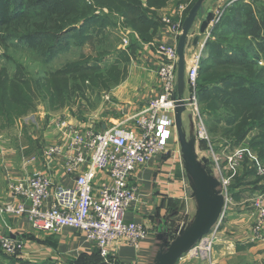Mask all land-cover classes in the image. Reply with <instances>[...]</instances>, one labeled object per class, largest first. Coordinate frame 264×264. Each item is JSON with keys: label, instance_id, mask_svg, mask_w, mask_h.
<instances>
[{"label": "crops", "instance_id": "obj_1", "mask_svg": "<svg viewBox=\"0 0 264 264\" xmlns=\"http://www.w3.org/2000/svg\"><path fill=\"white\" fill-rule=\"evenodd\" d=\"M235 1L238 0H205L204 9L213 13L214 10L222 8L224 13L225 9ZM240 1L244 4L252 2V0ZM166 10L167 6L156 12L158 21L167 13ZM198 19L191 31L192 39L199 34L198 28L202 18ZM177 41L178 39L175 41L171 38L166 27L159 25L150 41L139 42L135 59L128 67L127 78L107 91L109 102L103 100V104L108 107L106 118L111 120L112 125L122 123L158 95L159 83L156 75L158 61L155 46L163 42L176 45ZM202 41L203 36H200L199 43ZM199 45L193 47L190 43V46H186L184 52L186 70L190 61L187 56L190 53L188 47L195 49L196 52L199 50ZM187 89L184 82L182 98L186 97ZM175 96H177L176 89ZM55 119L59 118L49 121L52 120L53 124ZM64 120L77 128L89 127L88 122L77 121L73 124L68 118ZM177 120L178 125L174 114V127L166 154L138 166L130 174L129 184L136 186L138 193L137 201L130 206L125 220L143 225L148 236L141 242L139 250H134L125 241L120 240L115 247L113 264H158L167 255L182 248L185 242L206 225L214 210L220 206L224 192L222 180L228 183L226 191L231 198V205L213 226L214 228L219 224L213 238L210 260L190 259L184 254L173 264H210V262L211 264H264V241L251 240V230L256 220V213L251 207V198L257 190L263 188L259 178L253 171H237L225 161L224 149L221 148L222 144L220 145L223 140L213 143L212 151L210 150L208 144L198 136L195 116L190 106L180 111ZM49 121L44 125L43 134L51 136L50 141L53 142L59 127L55 128L54 124L51 126ZM128 125L132 126L130 123ZM255 135V132H251L249 137ZM248 140L247 137L243 144H248ZM28 153L22 151L20 158L28 157L30 159L27 158V161H29L39 156L37 154L27 156ZM22 162L20 163L19 160L18 163L23 165ZM33 169L42 170L39 164L30 162L26 168L20 169V177L13 178L8 184L5 182L0 194V205L10 200L8 190L10 182L19 180ZM17 171L15 169L10 173L15 174ZM235 172L239 173L235 174ZM104 180H108L107 176L103 173L98 174L95 185ZM63 183L71 185L69 180L64 179ZM0 229L4 235L23 241L24 247L20 257L23 262L44 264L47 257L56 256L73 262L72 264L78 259L76 264H110V260L102 259L98 249L87 242L81 233L72 229L66 228L59 234L37 232L32 230L25 218L5 214H0Z\"/></svg>", "mask_w": 264, "mask_h": 264}, {"label": "built area", "instance_id": "obj_2", "mask_svg": "<svg viewBox=\"0 0 264 264\" xmlns=\"http://www.w3.org/2000/svg\"><path fill=\"white\" fill-rule=\"evenodd\" d=\"M187 10L188 5L182 4L160 18L175 41L181 34ZM211 14L213 17L202 35L203 41L198 42L199 50L192 54L185 73V83L192 91L189 98L175 96L178 61L176 45L158 43L155 46L158 95L122 123L99 131L90 126L77 128L65 120L55 119L53 124L59 127L55 141L46 145L41 155L29 161L39 164L42 170L33 169L19 180L10 182V200L0 205V214L23 217L32 230L37 232L59 234L66 228L75 230L98 249L102 259L112 260V263L115 261V247L120 240L134 250H139L148 232L143 225L125 220L130 206L137 201L138 193L137 187L129 184V177L138 166L166 154L174 127L175 109L179 105L191 107L199 138L208 144L210 150L213 148L202 116L198 113L196 97L203 49L212 29L221 19L223 9H216ZM192 36L189 34L190 42L187 46H190ZM128 40L126 35L122 39V46ZM103 99L109 102L108 94L105 93ZM221 144L224 159L229 165L239 167L247 157L263 187L251 198V207L256 213L251 240L264 241V166L246 144H241L235 151H230L231 145L227 141L223 140ZM100 173L105 174L108 180L95 185ZM64 179L71 181V185H65ZM222 183L224 204L220 217L231 205V198L226 191L228 183L226 180H222ZM218 225L212 227V231L202 237L186 256L190 259L210 260ZM23 247V241L4 235L0 229L2 255L20 259Z\"/></svg>", "mask_w": 264, "mask_h": 264}, {"label": "trees", "instance_id": "obj_3", "mask_svg": "<svg viewBox=\"0 0 264 264\" xmlns=\"http://www.w3.org/2000/svg\"><path fill=\"white\" fill-rule=\"evenodd\" d=\"M170 1L0 0V46L6 48L12 43L40 61L34 79L27 80L20 66H14L11 76L5 68L0 70V117H7L6 122L10 123L9 114L13 111L25 114L33 108L36 97L63 105L83 85L96 91L119 85L126 77L139 42L150 41L162 25L156 12ZM196 1L185 0L190 2L186 15ZM261 4L257 0L249 4L238 0L225 9L206 41L207 56L200 63L196 92L198 102L206 107L204 111L210 118L206 123L208 133L215 134L220 128L224 137L237 145L255 131L249 149L264 164V5ZM96 7L123 17L139 42L131 40L128 54L116 52L113 64L106 70L97 66L101 59L112 54L110 46L103 45L96 52V59H92L95 66H87L91 60L79 59L60 69L48 70L47 66L69 45L82 47L89 35L102 33L108 20L112 24L109 16L93 11ZM211 18L212 14L208 20ZM11 259L27 264L19 258Z\"/></svg>", "mask_w": 264, "mask_h": 264}, {"label": "rangeland", "instance_id": "obj_4", "mask_svg": "<svg viewBox=\"0 0 264 264\" xmlns=\"http://www.w3.org/2000/svg\"><path fill=\"white\" fill-rule=\"evenodd\" d=\"M85 1L88 2V0ZM261 1L262 5H264V0ZM182 4H187L189 8L190 2L185 3V0H171L166 5V12H168L171 8H175ZM94 9L93 11L95 13L101 12L106 16H109V19L112 24H110L108 20L107 24L103 27L102 33L96 35L94 32L92 33V35H89V39L85 42L82 47L78 48L75 47L73 44L69 45V48L66 51L59 53L57 57L47 66L48 70L52 71L60 69L70 63L78 62L79 59L80 62L91 60L90 63L88 62L87 66H95V62L93 60L96 59V52H99L100 48H102L100 47L101 45H103V47L107 46V48H109L110 46V50L112 51V54L107 56L104 60L99 58L101 59V61L97 63V66H99L103 70H106L110 65L113 64L116 52L124 51L128 54V46L130 45L132 39L137 40V35L124 24L125 21L123 17L119 16L118 14L109 13L106 8L96 7ZM95 30H97V28H95ZM126 35L129 39L128 43L125 44V46H122L124 45L122 44V39ZM12 45L13 44L10 43L6 48L0 46V70L5 68L9 76H11L13 73L14 66H20L23 75L25 71V76L27 80H29V78L34 79V76L39 73L40 61L37 62V57L34 56L33 53L22 49V47L18 48ZM188 50L190 51V53H188L187 56L191 59V56L195 52V49H191L188 47ZM203 50L204 51L202 54V59H205L207 53L205 48ZM135 54H133L130 58V63L127 66V74L125 79L128 76V67L135 59ZM259 64L262 65V63ZM125 79L122 82H124ZM187 88V95L185 99L189 98L192 92L189 87ZM109 90L96 91L92 90L90 87H86L85 85H83L82 89L80 88L79 90H76L74 96L70 97L68 101H65L63 105H58L61 103L51 104L50 102H47L40 97H36L34 100L33 108L25 114L19 115V113L15 111L9 114V120H11L10 123L6 122L8 121L7 117H0V194H2L5 182L6 184H8V182L11 181L13 178L17 176L20 177V169L22 167L26 168V166L29 165L30 160H27L30 158H20L22 151H28L29 153L26 154L27 156H30L31 154H37L38 156L40 155L39 153H41L44 146L52 142L50 141L51 136H49L48 134H43L45 127L44 125H47L50 119L53 120L54 118H59L61 120H64V118H68V120L73 124H75L74 122L77 121L85 123L88 122L89 126L94 128L96 131L102 130L108 126H112L111 120L106 118L108 116V107L106 104H103V96ZM196 91H198L197 84ZM197 93L198 92H196V97ZM197 110L198 113L202 116V121L204 123V126L206 127V123L207 121L209 122L210 118H208L207 111H204L206 110V107L202 103L200 104V102H198V97ZM52 120L51 122L49 121V124H51V126H54L52 124ZM251 132L248 135V144H246L248 148L249 141L251 140V138H253V136L251 138L249 137ZM208 136L211 145L215 142H220L221 140H225L230 143V151L237 150L240 145L243 144V142L237 145L232 144L230 140L224 137L223 130L220 128L215 130V134L208 133ZM253 155L257 158L259 163L264 166V164L259 160V158L254 152ZM19 160L20 163L23 161V165L18 163ZM230 166L232 168L237 169V171L239 170L241 172H254L252 163L247 160V157L242 160V163H240L239 167H234L232 166V164ZM15 169H17L18 171L15 172V174H11L10 172L14 171ZM238 173L239 172H235V174ZM52 257L53 258L47 257V259L44 260V264L73 263L66 261V259L63 258H57L56 256ZM0 264L21 263L15 262L14 260L5 255H1Z\"/></svg>", "mask_w": 264, "mask_h": 264}, {"label": "water", "instance_id": "obj_5", "mask_svg": "<svg viewBox=\"0 0 264 264\" xmlns=\"http://www.w3.org/2000/svg\"><path fill=\"white\" fill-rule=\"evenodd\" d=\"M204 2L205 0H197L195 4L191 7L188 14L183 20L182 27H181V34L178 38L177 44H176V53L178 57L177 61V81H176V98H182V93L184 89V82H185V73H186V67H185V48L188 43V36L191 34L192 29L194 28L196 22L199 20L198 18H202V22L199 25L198 28V35L194 36L191 45L195 47L198 42L200 41V36H202L205 33V30L208 26V19L211 14V11H205L204 9ZM184 109L183 105H179L175 109V119L177 121L178 125V117L180 111ZM185 148V146H184ZM224 200L223 197L221 198L220 206L214 210L213 214L209 218L206 225H204L197 234L185 242V244L180 248L179 250H176L169 255H167L165 258L160 260L158 264H173L179 257L182 255H186L187 252L199 242V240L207 235L210 231V229L215 225L216 221L221 215L222 208H223Z\"/></svg>", "mask_w": 264, "mask_h": 264}]
</instances>
